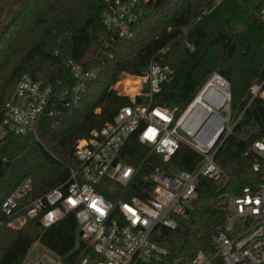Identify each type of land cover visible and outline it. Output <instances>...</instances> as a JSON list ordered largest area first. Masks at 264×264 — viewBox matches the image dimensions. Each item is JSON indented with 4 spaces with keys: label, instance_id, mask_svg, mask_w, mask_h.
I'll list each match as a JSON object with an SVG mask.
<instances>
[{
    "label": "trees",
    "instance_id": "obj_1",
    "mask_svg": "<svg viewBox=\"0 0 264 264\" xmlns=\"http://www.w3.org/2000/svg\"><path fill=\"white\" fill-rule=\"evenodd\" d=\"M239 1L142 2L130 33L111 39L103 17L112 0H0V121L23 74L51 84L55 90L54 100L39 122V140L31 134L0 140V264H21L35 241L67 263L75 261L77 220L73 213L49 227L34 218L20 228H11L2 224L3 200L27 177L33 179L32 197L65 182L69 167L77 164V141L131 102L115 84L123 74L144 75L152 61L173 70L153 103L180 110L214 71L230 70L234 126L215 154L223 175L200 178L193 209L176 230L163 229L167 236L159 241L173 256L212 249V231L223 220L213 200L219 192H239L255 182L253 145L264 136V98L251 92L253 84L261 83L264 89V18L259 14L264 0L247 16L244 26L236 29L231 18ZM69 59L85 68L98 67L100 72L88 83L80 102L67 105L69 98L60 93L75 84ZM124 83L126 89L131 85L130 79ZM148 151L134 137L127 145L126 160L137 166ZM201 158L183 144L173 161L181 169L192 170Z\"/></svg>",
    "mask_w": 264,
    "mask_h": 264
},
{
    "label": "built area",
    "instance_id": "obj_2",
    "mask_svg": "<svg viewBox=\"0 0 264 264\" xmlns=\"http://www.w3.org/2000/svg\"><path fill=\"white\" fill-rule=\"evenodd\" d=\"M147 1L112 0L103 17L111 39L130 33L141 3ZM259 14L264 18V7ZM186 45L194 49L190 42ZM68 66L75 84L60 95L69 98L67 105L78 104L100 69L85 68L74 59H69ZM172 74L169 65L152 61L145 74L138 76L136 93L118 91L131 102L77 141V164L69 167L65 182L32 197L33 179L27 177L3 200L7 226L20 228L38 218L49 227L73 213L78 253L72 264H264V136L253 145L255 182L239 192H219L213 200L223 220L212 231V249L173 256L159 242L167 236L163 229L176 230L193 209L200 178L223 175L215 154L234 126L230 81L216 71L183 110L154 104L155 94ZM251 92L264 98L263 84H253ZM54 97L51 84L23 74L6 103L0 140L28 134L38 138L39 122ZM134 137L149 147L137 166L126 160L127 145ZM183 144L202 157L192 170L181 169L173 161ZM45 251L21 264H69L49 248Z\"/></svg>",
    "mask_w": 264,
    "mask_h": 264
},
{
    "label": "rangeland",
    "instance_id": "obj_3",
    "mask_svg": "<svg viewBox=\"0 0 264 264\" xmlns=\"http://www.w3.org/2000/svg\"><path fill=\"white\" fill-rule=\"evenodd\" d=\"M263 0H240L239 1V8L238 11L232 16L231 18V25L236 28V29H240L244 26L245 23V19L247 18V16L262 2ZM264 7V5H263ZM127 79H130L131 81V85L130 88L135 85L138 82V79H140L138 76H134L131 74H125L122 76L121 80L118 81L115 84V88L118 91L124 92V89H126L125 87V81ZM37 140H39V136L38 138H35ZM3 225H6V223H2ZM8 227V226H7ZM45 247L44 245L40 242V241H35L31 248L28 251V254L26 255V260H31L33 258H38L41 256V254L45 253Z\"/></svg>",
    "mask_w": 264,
    "mask_h": 264
},
{
    "label": "water",
    "instance_id": "obj_4",
    "mask_svg": "<svg viewBox=\"0 0 264 264\" xmlns=\"http://www.w3.org/2000/svg\"><path fill=\"white\" fill-rule=\"evenodd\" d=\"M216 72L219 75L223 76L224 78L230 80V70L229 69H226V68H218L216 70ZM2 165H3V159L0 158V169H1Z\"/></svg>",
    "mask_w": 264,
    "mask_h": 264
},
{
    "label": "bare ground",
    "instance_id": "obj_5",
    "mask_svg": "<svg viewBox=\"0 0 264 264\" xmlns=\"http://www.w3.org/2000/svg\"><path fill=\"white\" fill-rule=\"evenodd\" d=\"M138 82H139V79H138ZM138 83H136L135 85H133L131 88H130V86L127 88V90L131 93V94H134V93H136V91H137V89H138V85H137ZM198 103H200V101L199 100H197V105H198Z\"/></svg>",
    "mask_w": 264,
    "mask_h": 264
}]
</instances>
